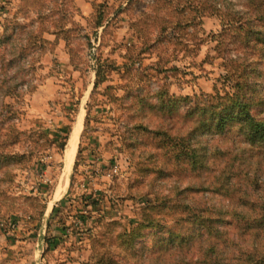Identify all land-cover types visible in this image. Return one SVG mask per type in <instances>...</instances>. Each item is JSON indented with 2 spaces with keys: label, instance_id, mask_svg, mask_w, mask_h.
Returning a JSON list of instances; mask_svg holds the SVG:
<instances>
[{
  "label": "rangeland",
  "instance_id": "374dc122",
  "mask_svg": "<svg viewBox=\"0 0 264 264\" xmlns=\"http://www.w3.org/2000/svg\"><path fill=\"white\" fill-rule=\"evenodd\" d=\"M158 1L69 0L39 23L21 18L25 29L14 31L3 23L24 3L0 0V118L4 147L15 154L11 169L0 170V189L10 193L1 215L9 236L0 238L7 264L94 263L103 236L121 264H150L149 253L167 241L165 229L145 225L149 207L188 181L162 158L149 162L146 127L161 119L158 92L230 89L208 40L221 30L219 16L167 24L172 6ZM164 26L172 40L155 42ZM7 32L13 39H4ZM192 196L209 207L220 202ZM138 228L141 236L125 243L121 235Z\"/></svg>",
  "mask_w": 264,
  "mask_h": 264
},
{
  "label": "trees",
  "instance_id": "16d2710c",
  "mask_svg": "<svg viewBox=\"0 0 264 264\" xmlns=\"http://www.w3.org/2000/svg\"><path fill=\"white\" fill-rule=\"evenodd\" d=\"M68 1L22 0L18 13L3 23L4 29L10 25L14 31L23 30L21 18L36 16L33 24L39 23ZM165 1L172 6L167 24L190 25L194 15L219 16L221 30L208 40L216 42L213 58L224 60L221 79L230 90L171 98L166 90L158 92L156 114L161 119L155 124L149 121L146 127L153 145L149 162L162 158L170 173L188 184L173 192L169 201L162 197L151 202L145 225L165 229L168 239L149 253L150 264H264V0H239L238 6L231 0H196V6ZM168 30L164 26L155 42L172 40ZM3 35L13 39L8 32ZM13 55L18 58V51ZM12 94L7 90L4 96ZM3 126L4 119L0 170L7 173L15 154L4 147ZM9 194L0 189V209L5 214ZM195 194L215 195L220 202L209 207L204 200L196 202ZM140 230L125 231L121 237L133 244ZM111 241L103 236L97 242V257L89 264H121Z\"/></svg>",
  "mask_w": 264,
  "mask_h": 264
},
{
  "label": "crops",
  "instance_id": "0c3cea01",
  "mask_svg": "<svg viewBox=\"0 0 264 264\" xmlns=\"http://www.w3.org/2000/svg\"><path fill=\"white\" fill-rule=\"evenodd\" d=\"M1 215H3L4 216V213H2V211H0V238L2 239H4V240H7L8 238V236H9V231L7 230V228H3V226L5 225L4 224V222H3V219H1ZM20 228V227H19ZM6 232H8V233H6ZM7 238V239H6ZM0 239V240H1ZM7 246V244L6 243H1V241H0V257H1V255L4 253V251H3V249L5 248V247H3V246ZM1 259V258H0ZM5 260V259H4ZM3 259H1L0 260V264H7L5 261H4ZM18 264V263H17Z\"/></svg>",
  "mask_w": 264,
  "mask_h": 264
},
{
  "label": "bare ground",
  "instance_id": "6f19581e",
  "mask_svg": "<svg viewBox=\"0 0 264 264\" xmlns=\"http://www.w3.org/2000/svg\"><path fill=\"white\" fill-rule=\"evenodd\" d=\"M76 141V137H74V139H73V144H74V142ZM73 147V146H72ZM70 153V155H72V153H73V149H71V151L69 152Z\"/></svg>",
  "mask_w": 264,
  "mask_h": 264
}]
</instances>
